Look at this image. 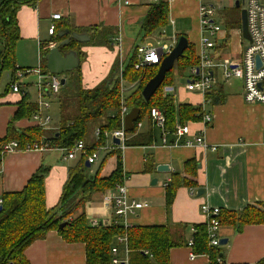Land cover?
Listing matches in <instances>:
<instances>
[{
  "label": "crops",
  "instance_id": "1",
  "mask_svg": "<svg viewBox=\"0 0 264 264\" xmlns=\"http://www.w3.org/2000/svg\"><path fill=\"white\" fill-rule=\"evenodd\" d=\"M124 1L39 0L34 5H22L17 12L21 35L16 45L17 66L23 70L36 69L32 66L37 64L41 67L42 52L47 49L46 45L51 39L48 29L52 22L61 26L68 23L69 26L79 28H112L114 35L110 45L80 47L86 53L82 63V82L85 87L91 88L108 76L118 56L125 61L135 46L164 41L161 38L151 39L157 31L167 29L174 37L187 34L199 52L202 35L200 4L210 2L220 6L223 2L164 0L170 9L168 23L171 22L173 26L168 28L167 24L143 36L142 23L150 5L139 0H130L132 3L126 5ZM57 13L61 14V18L54 20L52 16ZM222 27L229 35L226 25ZM230 31L237 38L234 45H237L238 50H231L232 35H229L228 43L218 48L222 60L239 59L245 47L241 27L231 28ZM189 71L185 73L187 80ZM217 73L219 77L221 72ZM21 84V93L10 90L0 97V138L7 134L22 94L27 93L33 102L38 99L36 83L35 99L31 97L26 84ZM138 84L123 80L122 92L131 93ZM219 84L225 100L218 104L204 103L201 94L185 88L186 83L179 85L176 81L170 86L178 88L175 94L176 100L179 97L177 103L202 105L212 114L213 122L210 125L205 126L202 119L186 122L192 134L204 131L207 147L186 145L184 137L179 140L175 135H168L164 143L160 130L152 122L144 120L138 132L147 133L152 129L154 141L149 145H127L121 150L129 197L146 203V206L128 216L125 225L168 226L173 240L178 243L171 249L169 264L211 263L209 256L204 254L191 259L192 248L187 245L193 236L194 227L207 224V215L201 208L203 204L219 207L224 218L243 212L249 205L264 207V103L245 101L242 80L239 85L226 86L220 80ZM53 98L58 100V96ZM33 124L37 125L31 118L21 119L15 122L14 127L22 130ZM95 138L96 130H93L90 139ZM106 141H109L108 137ZM211 146H216V150ZM79 158L64 159L62 152L55 148L47 151L15 150L6 154L0 164V205L6 192L22 190L33 174L41 166H46L49 172L45 178V202L47 208L55 207L68 179L69 168ZM117 161V155L104 152L97 162L90 165L88 172L91 176L98 173L101 177H108L117 168ZM161 164L168 165L170 169L158 170ZM149 165L151 167L146 169ZM185 178L187 184L183 182ZM172 184L177 187L173 201L168 205V186ZM200 189H204L202 194H198ZM105 191L94 193L86 202V216L90 222L97 220L105 225H122L124 220L115 216L112 206L104 200ZM219 235L228 240L221 247L219 264H264V223L240 226L237 222L224 221ZM116 245L120 250L119 257L124 259V243H119L117 238ZM25 257L29 264H87L85 244L67 242L56 230H51L44 238L30 244L25 249Z\"/></svg>",
  "mask_w": 264,
  "mask_h": 264
},
{
  "label": "trees",
  "instance_id": "2",
  "mask_svg": "<svg viewBox=\"0 0 264 264\" xmlns=\"http://www.w3.org/2000/svg\"><path fill=\"white\" fill-rule=\"evenodd\" d=\"M39 0H0V76L8 70L12 76V82L16 81L17 59L16 45L20 39V28L17 12L22 5H34ZM169 4L164 0L150 5V9L142 23L143 36L166 26L169 18ZM241 8L230 7L227 9L228 17L225 25L227 29L241 26ZM227 17V16H226ZM68 28L71 32L85 33L90 36L88 42H80L72 39L61 51L67 53L76 50L80 57V65L68 72L66 83L58 94L60 107V125L58 131H48L39 125H30L22 130L16 129L14 124L21 119H30L38 109L36 102L30 100L27 93L22 94L17 103V110L8 125L7 134L0 138V142L17 140L23 148L27 143L34 141H50L55 147H72L77 141L82 140L93 151L97 146L105 143L106 131H112L121 127V107L123 104L131 108H140V115L134 123V129L129 131V146L149 145L153 140V130L147 133L138 132V124L144 120L151 122V109L159 108L165 113L166 125L169 135H174L177 123L185 124L188 121H200L204 110L201 105L190 103H177L171 94H164V87L175 83V71L180 77L192 67L199 64V56L195 44L189 41L188 48L180 57L172 70L165 77L162 85L146 101L142 90L146 83L158 71V65L145 66L146 70L135 67L138 62L136 47L133 53L122 63L118 56L106 78L96 86L87 88L82 82V63L86 59V53L81 50L83 45H110L113 40L112 28L89 26L85 28L72 27L68 23L63 26L57 24L55 40L59 43L69 35L60 36L59 33ZM181 36L178 35L177 37ZM48 49V48H47ZM42 53L41 69L46 68V54ZM155 66V67H154ZM121 67V69H120ZM123 80L134 83L139 82L127 97L123 96ZM11 83L6 88V95L11 90ZM21 93V92H20ZM210 104L222 103L225 95L222 86L206 94ZM99 129V137L90 139V133ZM117 155V168L108 177H101L98 173L91 176L88 172L87 159L80 156L74 166L69 168V176L64 184L58 204L53 208H47L45 202V178L49 168L41 166L29 179L25 187L20 191L6 192L3 195L2 209L0 210V264H29L25 257V249L38 239L44 238L51 230H56L67 242L84 243L86 248L87 264H112V247L117 244V238L125 235L129 249L128 264H169L171 249L178 245L172 236L168 226L165 225H133L121 224L105 225L99 223L91 225L85 213V204L96 192H103L114 188L117 183L124 180V168L121 151L111 152ZM1 160V155H0ZM188 165V164H187ZM151 166H147L149 169ZM192 180L189 181L191 183ZM187 184V179H184ZM175 185L168 186L167 204L173 201ZM78 199L76 202L74 198ZM75 199V200H76ZM75 202V203H74ZM218 219L223 225L224 221L240 226L246 224L264 223V207L249 205L239 214H231L224 218L220 211ZM62 222H68L60 229ZM193 233L194 243L192 249L198 255H208L210 264H219L221 248L210 246L208 225H196ZM188 245V242H187ZM148 251V253H146Z\"/></svg>",
  "mask_w": 264,
  "mask_h": 264
},
{
  "label": "built area",
  "instance_id": "3",
  "mask_svg": "<svg viewBox=\"0 0 264 264\" xmlns=\"http://www.w3.org/2000/svg\"><path fill=\"white\" fill-rule=\"evenodd\" d=\"M140 2L151 5L159 2V0H139ZM126 5L131 4L130 0H125ZM244 7L247 10L248 29L251 36V41L245 40L247 45L242 49L241 56L237 60H222L219 57L218 48L223 44H227L229 41V35L223 30L222 24L216 20L217 11L220 8L215 3L202 2L200 4V23L202 27V35L200 40V49L198 52L199 64L190 68L189 81L186 83L185 88L194 93L201 94L204 98L206 94L216 88L219 82L218 72H221L225 79L232 77L239 78L243 81V95L244 99L248 103H264V0H245ZM53 19L57 20L61 18V14H53ZM57 30V24L52 22L48 33L51 39L46 45L48 49L56 46L58 42L55 40ZM177 37H174L171 42L159 40L156 43H144L137 46L136 53L139 57L135 67L140 68L147 65L160 64L163 58L168 55L173 49L176 43ZM259 56L261 65H257L256 57ZM19 68V67H18ZM30 72H35L38 75L36 86L38 89V99L36 101L38 109L32 115L31 119L39 125L42 129L49 127L51 116L48 110L51 107V100L53 97L58 96L63 84L61 79L63 75H57L50 72H43L39 66L33 70L17 69L16 77L21 78L26 76ZM22 84L16 80L11 83V90L13 92H22ZM123 90V89H122ZM165 93L172 91L171 87L164 89ZM205 103H210V99L206 98ZM203 107L204 115L202 118L203 124L210 125L213 122V116ZM129 109L125 104L121 107V127L110 132H106V136L109 141H106L103 145L97 146L91 151L84 141H77L72 147H55L50 141H34L27 143L23 148L17 140H10L8 142H0V155L1 160L4 156L15 150H37L47 151L51 149H57L62 152L64 159H75L80 156L86 157L90 164L97 162L104 152H113L114 150H122L127 145V141L130 135L125 131L124 118ZM151 122L154 127L158 128L161 132L162 140L167 142L169 130L166 125L165 113L159 108L151 109ZM141 126V122L138 124V129ZM203 130L192 134L189 123L176 125L174 135L177 139L184 137V143L186 145H201L208 146ZM99 130H96V135L99 137ZM192 136V138L190 137ZM117 137L120 143L117 144L113 141V138ZM213 150H216V146H211ZM124 173V172H123ZM125 179V173H124ZM104 195V200L107 204H110L113 208L115 216L124 220L122 225L127 226V218L130 214L135 213L136 210L146 206V203L131 200L128 194L125 181L117 183L114 188L107 189ZM1 203V202H0ZM202 211L207 215V225L209 233L210 246L221 248V237L219 235V229L221 223L218 219L220 208L211 207L205 203L202 205ZM100 222L97 220L91 221V225L97 226ZM118 223V222H117ZM195 232V230H194ZM119 243H124L125 258L119 257V247L117 245L112 247V264H128L129 249L127 246V237L125 235L118 237ZM194 238L188 241V246L192 248ZM148 253V251H146ZM198 254L194 253L193 249L190 253V258L194 259ZM219 263H221V257H218Z\"/></svg>",
  "mask_w": 264,
  "mask_h": 264
},
{
  "label": "water",
  "instance_id": "4",
  "mask_svg": "<svg viewBox=\"0 0 264 264\" xmlns=\"http://www.w3.org/2000/svg\"><path fill=\"white\" fill-rule=\"evenodd\" d=\"M245 0H236L235 6L241 8V29L242 36L245 40L251 41V36L248 29V19H247V10L244 7ZM60 36L69 35L66 39L59 42L56 46L49 49L46 54V68L50 73L63 75L61 83L64 85L67 80L68 72L76 69L80 65V57L76 50H70L67 53L61 51V47L69 44L72 39L79 40L80 42H88L90 36L85 33L71 32L70 30H64L59 33ZM189 46V39L186 35H181L177 37L176 43L171 50V52L166 55L161 63L155 76H153L144 86L142 90V95L146 101H149L151 97L156 93L159 87L162 85L165 80L166 74L172 70L175 66L176 61L184 55V51ZM1 57V49H0ZM257 65H261L260 57H256ZM140 115V108L134 107L131 108L129 112L126 113L124 118V126L126 131H132L134 129V123L138 120ZM114 142L119 144L120 140L117 137L113 138ZM87 167H90V163L86 162ZM158 170H169V166L166 164L158 165ZM155 179L153 183H155ZM204 189H200L198 194H202ZM0 205V210L2 209ZM68 222H62L59 225V228L62 229L67 225ZM227 238H221V244L225 245L227 243ZM125 264V263H122Z\"/></svg>",
  "mask_w": 264,
  "mask_h": 264
},
{
  "label": "rangeland",
  "instance_id": "5",
  "mask_svg": "<svg viewBox=\"0 0 264 264\" xmlns=\"http://www.w3.org/2000/svg\"><path fill=\"white\" fill-rule=\"evenodd\" d=\"M214 2H218V0H213ZM220 1V0H219ZM235 2H236V0H223V2L220 4V8L218 9V11H217V15H216V20L219 22V23H221L223 26H225V22H226V20H227V18L228 17H230V16H228V14H227V9L228 8H230L231 7V5L232 4H235ZM219 4V3H218ZM230 6V7H229ZM234 6V5H233ZM241 11V10H240ZM240 11H239V15L237 14V16H239L240 17ZM227 16V17H226ZM192 25V24H191ZM171 26H173L172 24H171V22H169L168 23V28L169 27H171ZM241 27V26H240ZM229 31V35H232V47H231V50L232 51H237L238 49H237V45L235 46L234 45V42L237 40V38H236V36H234L233 35V32L231 33V31L230 30H228ZM181 35H184V34H181ZM176 36V35H175ZM186 36H187V38L189 39V41H190V38H189V36L186 34ZM177 37V36H176ZM157 38H161V39H163L164 41H167V42H171L172 41V39L174 38V35H172V34H170V33H168L167 32V29H165V30H161V31H157L156 33H154L153 34V37L151 38V39H155V40H157ZM193 41V40H192ZM141 45V44H140ZM247 45V43L246 42H244V46H246ZM136 49H137V47H136ZM135 51V50H134ZM198 53V52H197ZM137 59L139 60V57H138V55H137ZM120 63H121V66H123L122 65V63L124 62L123 60H121L120 59ZM156 65H158L159 66V64H156ZM148 66V65H147ZM197 66V65H196ZM32 67H36V68H38L39 67V64H37V65H35V66H32ZM145 66H143V67H141V69L142 70H146V68H144ZM155 67V66H154ZM120 69H121V67H120ZM139 69V68H138ZM174 76H175V82L177 81V84H179V85H184L185 83H187L189 80H187V74L186 75H184V76H182V77H180V75H178V72H176L175 71V74H174ZM37 76L35 75V73H30V74H28V75H26V76H23V77H21V78H19V79H17L19 82H21V83H23L24 85L26 84V88H28L29 90H30V93H31V97L33 98V99H35L36 98V87H35V83L37 82ZM187 80V81H186ZM219 80H220V83L221 84H226V86H232V85H236V84H238L239 85V82H240V80L241 79H239V78H236V77H232V78H229V79H225V77L223 76V74L221 73V75L219 76ZM10 83H12V76H11V73H10V71H8V70H5V71H3L2 72V74H1V76H0V94L1 93H5V90H6V88L9 86V84ZM135 83V82H134ZM174 85V83L173 84H171V85H167V86H165L164 87V89L166 88V87H170V86H173ZM217 85H218V83H217ZM217 85H216V88H217ZM128 88V87H127ZM172 88V91L170 92V93H165V91L163 90V92H164V94L166 95V94H171V96L173 97V98H175V94H176V89H178V88H175V89H173V87H171ZM127 92V91H126ZM128 92H130V91H128ZM126 93L125 94V92L123 93V96L124 97H127L130 93ZM209 93V92H208ZM206 98H208L207 96L204 98V103H205V99ZM189 99H187L186 101H188ZM52 102H51V107H50V110H49V114H50V116H51V121L49 122V127L47 128V130L48 131H50V132H52V131H58V129H59V125H60V120H61V118H60V107H59V103H58V100L57 99H55V98H53L52 100H51ZM175 101L176 102H178L179 101V97H178V100H176L175 99ZM208 104H210V103H208ZM202 106V105H201ZM130 111V110H129ZM51 127H53L52 129H51ZM125 127V126H124ZM46 130V129H45ZM96 130H99V129H96ZM100 131V130H99ZM126 131V130H125ZM107 132V131H106ZM106 132H105V135H106ZM109 132V131H108ZM127 133H128V131H126ZM100 134V133H99ZM130 135V134H129ZM97 136V135H96ZM107 137V136H106ZM130 137H131V135H130ZM114 141V140H113ZM106 142V141H105ZM104 144V143H103ZM103 144H101V145H103ZM101 145H99V146H101ZM58 147V146H57ZM115 151H118L119 152V150H114L113 152H115ZM103 154V153H102ZM77 197H75L74 198V200L73 201H77L78 199H76ZM76 199V200H75ZM74 202V203H75Z\"/></svg>",
  "mask_w": 264,
  "mask_h": 264
}]
</instances>
